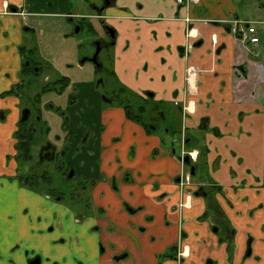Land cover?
I'll use <instances>...</instances> for the list:
<instances>
[{"label":"crops","instance_id":"0c3cea01","mask_svg":"<svg viewBox=\"0 0 264 264\" xmlns=\"http://www.w3.org/2000/svg\"><path fill=\"white\" fill-rule=\"evenodd\" d=\"M253 1L196 0L179 6L174 0H116L102 13L95 5L89 14H71L115 30L114 78L142 100L168 108L169 116H180L176 126L190 133L193 149V141L203 139L207 154L200 167L212 180H193L181 191L177 177L183 168L172 138L147 133L122 107L66 114L37 93L39 123L47 126L46 116L52 115L61 120L59 134L50 129L49 142L57 151L64 145L76 175L95 181L86 208L94 216L78 220L84 209L54 202L15 180L13 134L23 99L4 94L23 80V53L30 51L36 67L53 74L44 80L53 78L52 87L42 93H57L62 79H67L64 90L69 88V76L58 60L46 63L31 42L36 30L25 17L44 14L27 0H0V113L6 112L0 123V193L3 187L18 191L24 196L18 205L26 206L16 216L11 211L16 205L0 204V264L34 259L39 264H264V34L257 46L243 44L227 23L251 22L241 16L250 15ZM75 57L74 50L68 52L66 63L83 72L85 65ZM94 76L88 71L75 82L90 86ZM201 130L205 134L198 137ZM199 184L222 192L219 205L235 229L230 255L219 242L221 231L201 220L202 198L193 197L190 208L178 207ZM244 236L251 239L246 248L239 241ZM179 242L189 255L175 259Z\"/></svg>","mask_w":264,"mask_h":264},{"label":"rangeland","instance_id":"374dc122","mask_svg":"<svg viewBox=\"0 0 264 264\" xmlns=\"http://www.w3.org/2000/svg\"><path fill=\"white\" fill-rule=\"evenodd\" d=\"M29 4L31 2L34 3L32 7H34L36 10H38L40 13L44 14L42 18H30L25 17V19L28 20L29 24H32V28L36 30V33L31 34V42L33 45L37 46V49L40 51V57L45 60L46 63H49L52 66V63L56 62L57 60L59 63L63 64V67L68 69L65 70V74L69 77V88L63 89L58 88L57 93L54 95H50L49 92H43L42 93V87H45L46 85L53 84L52 79L50 78V82H45V78L52 77L53 74H50L48 70H46L45 66H42V68L35 67L33 70H31V75L33 76L29 77V75H25L23 77V89L20 90V94L22 97L20 99H23L24 97H28V100H21L22 101V107H26L30 114H34L38 111L39 105H36L35 109H31L30 104H34V98L36 97L37 93H40V96H44L46 94V100L48 103H52L54 106H61L60 108L63 109V113H71L75 115L77 112H81L84 109H90L92 107H96V109H99L100 106L102 107H108L104 106L103 104V96L111 97L112 92L114 91L116 95L118 94L120 96V99L125 102V99L127 97H130L129 100V109L131 110L132 114L134 116L139 117L142 123H144L146 126H152V128H156V132L159 135H162L163 137L167 134L165 133L166 128L172 129L173 127H177L176 124L180 121V116L177 115L169 116V109L166 107H161L160 112L164 115V120L158 119L157 117L159 113H154L151 110V102L150 101H144L141 102L139 99L133 98L132 96H129L122 91V86L116 81L113 75V49H109L107 47L101 48V52L98 57V62H101L103 67L105 68L104 75L102 77L101 70L98 69L96 65L91 61L93 58L95 52H96V44L101 42L108 41V38L103 32V28L101 26L100 21L98 20H92L85 18L83 20L73 18L74 16L71 14H77V12H80L81 14H89L92 10V6L94 5H100L101 0H27ZM252 9L250 15H247L246 17L243 15L242 18H248L249 21L255 22L256 28L259 30L260 35L264 34V0H254L252 2ZM263 6V7H260ZM54 14V15H53ZM70 14V16L68 15ZM67 15V16H66ZM26 27V26H24ZM27 47V46H26ZM74 50L75 52V59L76 62L79 64L80 61L86 59L87 61L83 62L85 65V70L82 72H79L77 70H74L75 68H71L70 63H66L65 58H67L68 52H71ZM264 51V48L261 49ZM23 56L26 60L32 59L31 52L25 51L23 53ZM35 65V63H33ZM56 64V63H55ZM37 66V65H35ZM78 68L80 65L77 66ZM32 68V67H31ZM36 70V71H34ZM88 71H90L91 77L93 76V71L95 72L94 80L90 83V86L87 85L86 82L81 81V83L77 84L75 80H81L85 75H87ZM92 73V74H91ZM58 76H60L62 73L60 71H57ZM100 78L102 79L101 82H99ZM30 82V83H29ZM48 87V86H47ZM104 87V88H103ZM122 91V92H120ZM74 94V95H73ZM8 95L4 96L7 97ZM10 96H16V94L10 95ZM113 103V102H112ZM115 103V102H114ZM116 104V103H115ZM116 106V105H113ZM143 107L144 111L140 112L137 110L138 107ZM19 109V113L16 120V131L13 134V137L15 133L18 130V125L21 120V118L24 117V109ZM70 111V112H69ZM66 113V114H67ZM5 114L0 113V123L4 122V119L2 120V117H5ZM15 116V115H14ZM47 119V126L44 123L45 121H40L37 124L41 126H45L47 129V132H50V129L52 130V133L56 135L61 130V120L60 116L58 118L55 115L52 116H46ZM56 117V118H55ZM55 119H58V122L55 121ZM30 122V121H28ZM49 123V125H48ZM80 121L78 122L79 125ZM59 124V127H56V125ZM71 133L73 131L71 130ZM51 136H54V135ZM59 134V133H58ZM74 134V133H73ZM199 135V133H198ZM37 143L33 146L31 149V161L29 163H19L16 164V170L17 174L15 175V180H17L18 176H25V175H37L40 176L42 172L46 171L48 177L51 178L50 183L46 184L42 182L41 180H38L37 188L38 190L44 191H38L34 192L39 195H42L46 192V190L51 189L53 187H56L60 183L64 182V187H71L73 183L71 181H62L61 180V174L57 171L56 165H46V163H43L40 166V146L44 144L45 140H48V137L36 134ZM51 139V137H50ZM182 136L178 137V141H182ZM17 141V139H15ZM1 145V144H0ZM172 145H174L172 143ZM182 146V144H181ZM179 146L175 144V149L177 152V156H181L182 154L187 155L189 152H192L193 148L187 149V151L180 150L179 153ZM200 144L197 145V150L200 149ZM181 149V147H180ZM201 150V149H200ZM1 159V158H0ZM205 159H202L201 161H204ZM193 163V162H192ZM191 163V165H192ZM201 164L198 166H191L193 169H195L196 176L193 178V180H202L205 181V183H210L212 180L210 179L208 172L204 169L201 171ZM203 166V165H202ZM32 169V170H31ZM188 169V168H187ZM186 169V170H187ZM18 183V182H17ZM19 184V183H18ZM63 186V185H62ZM195 186V185H194ZM22 187V186H21ZM197 187V186H196ZM25 188V187H23ZM208 188V187H207ZM213 189H216V187H211L209 190L211 191L212 198L214 200V206L217 208L215 204L219 206L218 196L222 194V192L218 189V191H215ZM10 188H2V191L0 193V204L2 205H16L11 210L13 213H16V216L20 212L21 209L22 213L24 214L25 207L21 204L23 202L24 196L20 195V192H12L10 191ZM194 191V190H193ZM190 191L192 198L194 197V192ZM85 196H82L80 198V202H84ZM67 195L64 196L63 203L64 205H67ZM12 203V204H11ZM192 204V201H191ZM77 209L82 211L83 209L80 206H76ZM19 209V210H18ZM214 210H216L214 208ZM10 211V212H11ZM218 211V210H217ZM11 212V213H12ZM221 214H218L219 217L213 218L211 220L212 228H218L222 235L223 232H225L227 229L230 228L233 229L229 224L227 218L225 220L221 219V217L224 216V211L221 210ZM223 214V215H222ZM8 218V217H7ZM219 218V220H218ZM1 221V218H0ZM218 221V223H217ZM226 227V228H225ZM225 228V229H224ZM235 237V234H234ZM241 237V236H240ZM239 237V238H240ZM251 239L244 236V240L239 239V241L242 243L243 241V247L246 248V245H248ZM234 242V239H233ZM234 246V245H233ZM248 251V250H247Z\"/></svg>","mask_w":264,"mask_h":264},{"label":"flooded vegetation","instance_id":"af4514ba","mask_svg":"<svg viewBox=\"0 0 264 264\" xmlns=\"http://www.w3.org/2000/svg\"><path fill=\"white\" fill-rule=\"evenodd\" d=\"M106 1L109 3V6H105V2ZM115 1L116 0H101V4H100V6L97 9L98 12L102 13V11H104L107 7L113 6L115 4ZM81 20H83V19H81ZM102 28H103L104 34L108 38V41L96 44V50H99V51H98V54L96 56L97 63H94V64L96 65V67L98 69H103V70H101L102 77H103L104 72H105V68L103 67L101 62H98V57H99V54L101 52V48L107 47L109 49H114V46H115V30L113 28L109 27V26H103ZM107 28H109V29L114 31L113 37H110V33L107 31ZM85 61H87V60L84 59V60L81 61V63L84 64L83 62H85ZM24 62L26 63V65L31 66L32 70L36 67L35 66L36 63L34 61H32V60H26L25 59ZM33 63H35V65ZM34 71H36V70H34ZM101 81H102V79L100 78L99 82H101ZM52 85L53 84H51V86L50 85H46L45 87H42V90L48 89V88L52 87ZM61 87L64 89L66 86H61ZM133 98L139 99L141 102L150 101L152 103L151 104L152 112H154V113H156V112L159 113L160 112V108L162 106H160L158 104H155L153 101H151V99L147 98L145 100H142L141 98L137 97L136 95H134ZM128 99H129V97H127V99H125V102L123 101V104H127V103L129 104V100ZM24 100H28V99H24ZM33 101H34V104H32V103L30 104L31 109H35L36 105L38 104L37 99H34ZM105 102H109V103L114 102V96L113 95H111V97L103 96V104H104V106H105ZM129 106H130V104H129ZM122 108L125 111V114H126L127 111L130 110L129 109V110L126 111V109L124 107H122ZM141 108L142 107L140 106V107L137 108V110L140 111ZM25 117H28L27 123H26L27 124L26 127L30 128L31 133L33 134V139L31 141V146H30V154H31V152H32L31 149L38 142L37 141L38 138L36 137V134L42 135L44 137L46 135V137H48L49 131L47 132V129H46L45 126H41L40 127L37 124L39 122V117H38V113L37 112H35L32 115V114H30V111L26 107H24V118ZM158 119L164 120V115L162 113H159V115L157 117V120ZM28 121H30V122H28ZM139 121L141 122L140 119H139ZM141 124L145 125L142 122H141ZM147 127L148 128H152V126H147ZM152 130L156 131V128H152ZM165 133L167 134V136H169L173 140L172 143L174 145L172 147H173V153L174 154H176L175 153L176 152L175 144H177L179 146L178 147L179 148V153H180V150L181 151L182 150L187 151V149L193 148V147H191L192 138L190 136V133L187 132V130L181 129V131H180V129L177 128V127H176L175 130H172V129L170 130V129L166 128ZM199 134L202 135V137H203L205 132L201 130V132ZM213 134H215V133H213ZM179 136H182V138H183L182 141H180V140L178 141L177 140ZM198 137H199V135H198ZM85 138H86V136L84 135L80 139V141H79L80 144L85 142ZM14 139H16L15 135H14ZM196 141H198V142H196ZM193 142L195 143V147H197V145L200 144V146H201L200 149L201 150L200 149L197 150L198 148L197 149L195 148V149L192 150V152H189L187 155H184V154H182L181 156L178 155V161H179V163L181 164V166L183 168V170H181L179 172L178 177H177V183H178V186H179L181 191L182 190H186L187 191V189H190L193 186V178L196 176V173H197L195 171V169H193V167L195 166V168H196V166L201 164V160L202 159H206L207 151H206V147H205V144L203 142V139L201 138V140L199 141L198 138H196ZM181 144H182V146H181ZM16 146H17V141L15 142V145H14V149H15L14 159H15V162L17 163V161H16V154H17ZM180 147H181V149H180ZM63 148H64V145H62V148L57 151L56 150V146L53 143L49 142V140L46 139L44 144H42L40 146V151H41V153H40V166L43 163H46V165L55 164L57 171L61 174V180L62 181H71L73 183V185L71 187H64L67 184H64V182H62L59 185H57L56 187H53L51 189L46 190V192L44 194H42V195L50 198L54 202H56V201L57 202H63L64 199L62 201H58L59 200L58 198H53V197H49V196L45 195L48 191L56 190V191L61 192L63 194V198H64V196L67 195V201H66L67 205L66 206H70V207L74 206V207H76L78 205V206H80L83 209V207L86 204L89 205V204L92 203L91 191H92L93 187L95 186V181L94 180H89V181L86 180L87 183L83 184L82 180H84V179L82 177H80V176L75 174V171L73 169V165L66 160V157H65L66 153L64 151L65 149H63ZM78 149H79V147H77V150ZM190 153L191 154L195 153V157L191 156ZM185 158H188V163L184 162ZM29 162H24V163H29ZM191 163H192V165H191ZM191 166H193V167H191ZM191 169H193V171H194L193 175H191ZM17 174H19V173H17ZM42 175L48 176L46 171L42 172L40 176H42ZM41 181L46 183L44 180H41ZM19 185H20V183H19ZM25 188H27V189H29V190H31L33 192L42 191L40 189L38 190V188L37 189H32V188H29V187H25ZM201 188L203 189L202 192H200ZM209 189L210 188H207L206 186L199 184L194 189V191L193 190L192 191L194 192V197L202 198L204 200L205 204H206V208H205V211H204L203 215L201 216V220H203V221H205V220L207 221L208 220V221L211 222V220L213 218L219 217L218 214H221L220 212H221L222 209H221L220 205L218 206L217 204H215L217 206V208L214 206V200L212 198L213 194H211V191ZM213 190L218 191L217 188L213 189ZM43 192L44 191H42L41 193H43ZM220 195H222V194H220ZM82 196H85L84 202H82V201L80 202V198ZM216 200H218V199H216ZM191 201H192V196H191V193L189 192L187 194V197H186L185 201L184 202H180L178 207L179 208H190L191 207ZM217 202H219V201H217ZM214 208L216 210H214ZM93 216H94V214L91 213V215H89V216L87 215L82 220H85V219H87L89 217H93ZM225 218H226V215L224 213V216L221 217L222 221H223V219L225 220ZM218 220H219V218H218ZM217 223H218V221H217ZM226 229L227 230L225 232H223L222 235H219L220 236L219 242L226 243L227 249H228L227 252H229V255H230L231 252H232V247H233V239H234L235 229L234 228L233 229L226 228ZM213 230L217 231L218 228H213ZM186 247H188V246L187 245H182L179 242V244L176 247L177 252L174 255V258L175 259H180V258L187 257L189 255V248H188V251H185ZM249 252H250V248L248 246L247 249H246V254H249ZM36 260H38V259H34L32 261V263L34 261H36Z\"/></svg>","mask_w":264,"mask_h":264},{"label":"trees","instance_id":"16d2710c","mask_svg":"<svg viewBox=\"0 0 264 264\" xmlns=\"http://www.w3.org/2000/svg\"><path fill=\"white\" fill-rule=\"evenodd\" d=\"M31 70H32L31 66L26 65V63L24 62L21 74L23 76H25L26 74L31 72ZM60 82H64V84L62 86H66V84H67L66 79H62ZM23 84H24L23 80H21V83H19V85L14 87L8 93L4 94V96H6V95L10 96V95L16 94V95L22 97L21 94H20V90L23 89ZM122 91L125 94H127L129 96H132V93L129 90H127L126 88L122 87ZM122 91H120V92H122ZM112 94L114 96V102L116 104L114 102L113 103L105 102V106L116 105V106H119V107H124L126 109V111L129 110V104L128 103L127 104H123V100H121L120 96L118 94L116 95V93L114 91L112 92ZM143 111H144V109L142 107L140 112H143ZM126 116H127V119H129L131 121H134V122H137V123H141L139 121V119H138L139 117L134 116L130 110L126 112ZM27 119H28V117L21 118V120L19 122V125H18V130L15 133V138L17 139V146H16V151H17L16 161H17V164H19L20 162L21 163L29 162L32 159L31 154H30V146H31V141L33 139V134L31 133L30 128L26 127L27 126V124H26L27 123ZM143 127H144V129H145V131L147 133H149V134L154 133L152 128H148L145 125H143ZM17 180L20 183V185L23 186V187H29V188H32V189H37V187H36L37 184L36 183L38 182V180H44L48 184V183H50L51 178L46 176V175L37 176V175L30 174V175H25V176H18ZM82 181H83V184L87 183L86 180H82ZM202 191H203V189L201 188L200 192H202ZM45 195H47L49 197H53V198H58L59 199L58 201H62L64 199L63 198V194L61 192L56 191V190L48 191ZM87 207H88L87 204L83 207L84 213L81 214V213L77 212L78 220H82L87 215L88 216L91 215V212L89 211V209H86Z\"/></svg>","mask_w":264,"mask_h":264},{"label":"built area","instance_id":"2783aa9c","mask_svg":"<svg viewBox=\"0 0 264 264\" xmlns=\"http://www.w3.org/2000/svg\"><path fill=\"white\" fill-rule=\"evenodd\" d=\"M179 6L188 5L191 2H196V0H174ZM187 28V38L190 37V27L192 20L187 18L183 20ZM229 33L235 37L238 41L243 44H248L252 46H257L260 42V32L255 26V22H248L239 19L228 20ZM191 156L195 157V153H190Z\"/></svg>","mask_w":264,"mask_h":264},{"label":"water","instance_id":"95a60500","mask_svg":"<svg viewBox=\"0 0 264 264\" xmlns=\"http://www.w3.org/2000/svg\"><path fill=\"white\" fill-rule=\"evenodd\" d=\"M105 6H109V3H108L107 1L105 2ZM107 31L110 33V37H113L114 31L111 30V29H109V28H107ZM98 51H99V50H96L95 55H94L93 58L91 59V61H92L93 63H97L96 56H97V54H98ZM184 162H185V163H188V158H185V159H184ZM193 174H194V171H193V169H191V175H193ZM31 264H39V260H36V261H34L33 263H31Z\"/></svg>","mask_w":264,"mask_h":264}]
</instances>
